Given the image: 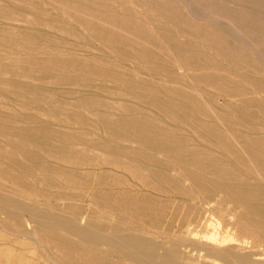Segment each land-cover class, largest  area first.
Wrapping results in <instances>:
<instances>
[{
	"label": "rangeland",
	"instance_id": "374dc122",
	"mask_svg": "<svg viewBox=\"0 0 264 264\" xmlns=\"http://www.w3.org/2000/svg\"><path fill=\"white\" fill-rule=\"evenodd\" d=\"M186 1L0 0V198L171 249L210 215L220 232L264 246V61ZM193 2L244 26L264 12L242 6L234 21L226 3ZM1 239L30 264H51L29 241ZM83 249L128 264L109 247Z\"/></svg>",
	"mask_w": 264,
	"mask_h": 264
},
{
	"label": "bare ground",
	"instance_id": "6f19581e",
	"mask_svg": "<svg viewBox=\"0 0 264 264\" xmlns=\"http://www.w3.org/2000/svg\"><path fill=\"white\" fill-rule=\"evenodd\" d=\"M36 1V0H35ZM191 1V0H190ZM192 0L191 6H189L188 9L191 8L193 14L196 16V18H199L201 21H210L213 24H220L223 25L220 30L222 29L224 31V34H229L230 36H233L238 41H242L246 47L254 53L256 56H259L261 60L264 61V22L262 19V16H264L263 10H261L260 17L255 18L252 15H245V19L242 21L246 22L247 25L244 26V24L239 23L236 24L233 21H228L225 16L221 15H214L213 12H208L199 9V6L196 5L197 3L193 2ZM213 4L211 8H221L225 7L223 3L228 4L229 10L233 12V18L234 21L238 20V17L236 16V13L238 12V9H240L242 6H246L250 10L253 11V9L258 11V8L262 5L264 6V0H245L243 2H240V0H213ZM187 3L189 0L186 1ZM37 3V2H36ZM46 5V3H45ZM56 5V4H55ZM204 7L206 5H203ZM196 8V9H195ZM218 9V8H217ZM261 9V8H260ZM249 10V11H250ZM177 12V11H176ZM179 12V11H178ZM177 12V13H178ZM137 14V13H136ZM193 16V17H194ZM65 19V18H64ZM188 19V18H187ZM66 21V20H64ZM160 21V20H159ZM172 21V20H170ZM7 22V21H6ZM143 22V21H142ZM175 23V22H174ZM144 24V23H143ZM145 25V24H144ZM139 27V26H138ZM250 28L251 30H246V28ZM157 28V25L156 27ZM148 29V27H147ZM158 29V28H157ZM157 31V30H156ZM145 32V31H144ZM147 32V31H146ZM159 32V31H158ZM155 33V32H154ZM146 34V33H145ZM157 35V33H156ZM260 35V37L258 36ZM9 36V35H8ZM58 36V35H57ZM144 36V35H143ZM158 36V35H157ZM156 36V37H157ZM160 36V34H159ZM13 37V36H12ZM155 37V35H154ZM179 37V36H178ZM153 38V37H152ZM183 38V36H182ZM181 38V39H182ZM233 39V38H232ZM153 40V39H152ZM210 41V40H209ZM94 42V41H93ZM157 42V41H156ZM185 43V42H184ZM202 43V42H201ZM158 44V43H157ZM190 45V44H189ZM37 47V46H36ZM194 48V47H193ZM14 50V49H13ZM156 51V50H155ZM158 51V50H157ZM52 53V52H51ZM215 53V52H214ZM213 55V54H212ZM92 56V55H90ZM106 57V56H105ZM222 57V56H221ZM115 60V59H114ZM117 61V60H116ZM152 62V61H151ZM152 64V63H151ZM181 66V64H179ZM152 67V66H151ZM158 68V67H157ZM159 69V68H158ZM175 70V69H174ZM183 70V69H182ZM155 71V70H154ZM153 71V72H154ZM157 71V70H156ZM172 71V70H171ZM152 72V71H151ZM156 74V73H155ZM149 75V74H148ZM152 77V75H151ZM153 78V77H152ZM155 78V77H154ZM158 78V77H157ZM208 79V78H206ZM205 79V80H206ZM201 80V78H200ZM159 82V81H158ZM243 82V81H242ZM241 82V83H242ZM179 84V83H177ZM180 85V84H179ZM183 85V84H182ZM185 85V84H184ZM229 86V85H228ZM2 89V88H1ZM70 91V90H69ZM73 92V91H71ZM75 92V91H74ZM62 93V92H61ZM206 94V93H205ZM64 96V95H63ZM60 97V96H59ZM136 97V96H134ZM233 100V99H232ZM230 102V100H228ZM227 101V102H228ZM164 102V101H163ZM211 102V101H210ZM245 102V101H244ZM247 102V101H246ZM165 103V102H164ZM181 103H183L181 101ZM232 103V102H230ZM235 103V102H234ZM239 103V102H238ZM256 104V103H255ZM244 105V104H243ZM187 106V105H186ZM187 108H189L187 106ZM251 112V111H250ZM256 113H258L256 111ZM1 114V113H0ZM227 117H225L226 119ZM220 124V123H219ZM222 125V124H221ZM220 128V127H219ZM38 130V129H37ZM18 131V130H17ZM261 132V131H260ZM13 134V133H12ZM18 134V133H17ZM16 133L14 135H17ZM37 134H35L36 136ZM207 135V134H206ZM222 135V132H221ZM10 136V135H8ZM26 137V136H25ZM38 137V136H37ZM212 138V137H211ZM215 138V137H214ZM22 140V139H21ZM35 140V139H34ZM56 140V139H55ZM48 141V140H47ZM46 141V142H47ZM236 141V140H235ZM17 142V141H16ZM29 142V141H28ZM33 142V141H32ZM91 142V141H90ZM105 142V141H104ZM30 143V142H29ZM203 143V142H202ZM201 143V144H202ZM12 144V143H11ZM19 144V143H18ZM31 144V143H30ZM33 144V143H32ZM91 145V144H90ZM203 145V144H202ZM46 146V145H45ZM48 146V145H47ZM110 146V145H109ZM15 147V146H14ZM124 148V147H123ZM122 148V149H123ZM21 149V148H20ZM17 150V149H16ZM25 150V149H24ZM165 150V149H163ZM170 150V149H169ZM222 150V149H221ZM18 151V150H17ZM67 152V151H66ZM170 153V152H169ZM76 154V153H75ZM201 154V153H200ZM204 155V154H202ZM41 156V155H40ZM67 156V155H66ZM152 156V155H151ZM185 157V156H184ZM160 159V158H158ZM157 159V160H158ZM147 161V160H146ZM170 161V160H169ZM196 161V160H195ZM78 162V161H77ZM175 162V161H174ZM144 163V162H143ZM153 163V162H152ZM151 163V164H152ZM166 163V162H165ZM85 164V163H84ZM90 164V163H89ZM150 165V163H149ZM161 165V164H157ZM170 165V164H169ZM155 166V165H154ZM33 167V166H32ZM35 167V166H34ZM158 167V166H157ZM164 167V166H163ZM174 167V166H172ZM96 168V167H95ZM149 168V167H148ZM175 168V167H174ZM108 169V167H107ZM106 169V170H107ZM17 170V169H16ZM234 170V169H232ZM237 170V169H236ZM14 171V170H13ZM38 171V170H37ZM111 171V170H110ZM176 171V170H175ZM191 171V170H190ZM12 172V171H11ZM106 172V171H105ZM114 172V171H113ZM239 172V171H238ZM71 173V172H70ZM242 173V172H241ZM75 174V173H74ZM165 174V173H163ZM30 175V174H29ZM52 175V174H51ZM156 175V174H155ZM180 175V173H179ZM182 175V174H181ZM255 176V175H254ZM257 176V175H256ZM253 177V176H252ZM258 177V176H257ZM132 178V176H131ZM190 178V177H189ZM4 179V178H3ZM2 179V180H3ZM200 179V178H199ZM51 180V179H50ZM184 180V179H183ZM185 181V180H184ZM190 181V180H189ZM12 182V181H11ZM10 182V183H11ZM92 183V182H91ZM137 183V182H135ZM165 183V181H164ZM42 184V183H41ZM49 184V183H48ZM183 184V183H182ZM50 185V184H49ZM123 185V184H122ZM158 185V184H155ZM67 186V185H66ZM65 186V187H66ZM43 187V186H42ZM20 188V187H19ZM46 188V187H45ZM88 188V187H86ZM148 188V187H147ZM185 189V187L183 186ZM52 189V188H51ZM115 189V188H113ZM121 189V188H120ZM119 189V190H120ZM140 189V188H139ZM216 189H218L216 187ZM18 190V189H17ZM148 190V189H147ZM19 191V190H18ZM53 191V189H52ZM153 192V191H152ZM193 192V191H191ZM237 192V191H236ZM144 193V191H143ZM202 193V192H201ZM62 194V193H61ZM203 194V193H202ZM125 195V194H123ZM3 196V195H2ZM158 196V195H157ZM168 196V195H167ZM14 197V196H11ZM22 197V196H21ZM76 197V195H75ZM6 198L4 200L10 199V197H1ZM8 198V199H7ZM152 198V197H151ZM264 198V197H263ZM12 199V198H11ZM51 199V198H50ZM155 199V198H153ZM159 199V198H158ZM17 200V199H16ZM15 200V201H16ZM88 200V199H87ZM201 200V199H199ZM262 200V199H261ZM12 201V200H11ZM14 201V198H13ZM14 201V203H15ZM20 201V200H19ZM48 201V200H47ZM86 201V200H84ZM150 201V200H149ZM187 201V200H186ZM242 201V200H241ZM264 201V200H263ZM6 202V201H5ZM4 202V203H5ZM204 202V201H203ZM229 202V201H228ZM9 203V202H7ZM11 203V202H10ZM33 203V202H32ZM46 203V202H45ZM210 203V202H209ZM231 203V202H230ZM251 203V202H250ZM2 204V203H1ZM17 204V203H15ZM54 204V203H53ZM84 204V203H83ZM110 204V203H108ZM11 205V204H10ZM14 205V204H13ZM18 207L21 209V211L26 212H34L36 217H42L45 216L41 209L37 208L36 206H31L26 204L25 202L22 204L20 201L18 203ZM164 205V204H163ZM252 205V204H251ZM101 206V205H100ZM133 206V205H132ZM157 206V205H156ZM176 206V205H175ZM76 207V206H75ZM102 207V206H101ZM172 207V206H171ZM238 207V206H237ZM2 208V207H1ZM0 208V209H1ZM98 208V207H97ZM255 208V207H254ZM257 208V207H256ZM5 209V208H4ZM99 209V208H98ZM197 209V208H196ZM239 209V208H238ZM3 210V209H1ZM6 210V209H5ZM80 210V209H79ZM155 210V209H154ZM224 210V209H223ZM9 211V210H8ZM56 211V210H55ZM101 211V210H100ZM5 212V211H4ZM54 212V209H53ZM51 213L50 216H48V220L50 224L53 227L60 228L61 230L65 231L67 235H72L73 238L78 240L80 243V246H77L75 244L71 245L67 243L60 244L58 246V249L60 251L61 258L59 256L55 255H48V259L51 264H105V260L99 262L98 260L91 259V254H89L86 250L83 249L84 245L92 244L97 245L98 247H109L110 249H113L116 254L124 255V258L126 259V263L128 264H190L188 261L182 258V256L179 253L187 254L186 257L188 258H199L205 260H214L221 264H264V246L256 243L253 239L244 236L242 238V234L238 233H232L227 228L225 232H220L219 225L216 221L213 219L212 216H207L205 221L203 220L201 224L195 226L192 229V233L195 235L194 238H186V239H174L172 240V249L167 247L164 243V240H161L160 238H154L148 235L143 234H136L135 231H129L127 230H118V228L114 227L111 228L110 226H104V227H97L93 228L92 225H86L81 226L79 224V219L76 217H62L59 216L57 213L53 214ZM143 212V211H142ZM15 213V212H14ZM46 213V212H45ZM210 213V212H209ZM109 214V213H108ZM20 215V214H19ZM91 215V214H90ZM122 215V214H121ZM179 215V214H178ZM260 215V214H259ZM258 215V216H259ZM14 216V215H13ZM47 216V215H46ZM45 216V217H46ZM118 216V215H117ZM173 216V215H172ZM251 216V215H250ZM24 217V215H23ZM38 217V218H39ZM91 217V216H90ZM136 217V216H135ZM174 217V216H173ZM12 218V217H10ZM170 218V217H169ZM31 219V218H30ZM92 219V218H91ZM244 219V218H243ZM25 220V219H24ZM36 220V221H35ZM35 222L38 223H45L42 220H37L35 218ZM75 220V221H74ZM174 220V219H173ZM249 220V219H248ZM253 220V219H252ZM33 221V220H31ZM245 221V220H244ZM84 222V221H83ZM254 222V221H253ZM257 222V221H256ZM34 223V222H32ZM87 223V222H86ZM92 223V222H91ZM189 223H191L189 221ZM252 223V222H251ZM234 224V223H233ZM32 225V224H31ZM110 225V224H109ZM262 225V224H261ZM143 226V225H142ZM192 226V225H191ZM260 226V225H259ZM130 227V226H129ZM163 227V226H162ZM186 227V226H185ZM200 228V229H198ZM246 228V227H245ZM141 229V228H140ZM159 229V228H158ZM2 230V229H0ZM173 230V229H172ZM255 230V229H254ZM51 231V230H50ZM183 231V230H182ZM251 231V230H249ZM5 233H8L7 231H4ZM197 232V233H196ZM23 233V232H22ZM21 233V235H22ZM26 233V232H24ZM31 233V232H30ZM27 232V234H30ZM51 233V232H50ZM178 233V232H177ZM176 233V234H177ZM254 233V232H253ZM259 233V232H258ZM257 233V234H258ZM11 234V233H8ZM20 235V234H19ZM33 235V234H31ZM31 235H28L29 237ZM192 235V234H191ZM260 235V233H259ZM12 236H17L12 234ZM22 235V237H25ZM27 236V238H28ZM182 236V235H181ZM19 236H17L18 238ZM21 237V236H20ZM35 237V236H34ZM175 237V236H174ZM191 237V236H189ZM31 238V237H30ZM184 238V237H183ZM1 239V238H0ZM26 238H23V240ZM71 239V238H70ZM170 239V238H169ZM30 240V239H29ZM35 239H33L34 241ZM256 240V239H255ZM49 241V240H48ZM171 241V240H170ZM66 242V239H65ZM50 243V242H49ZM51 244V243H50ZM39 246L40 243H39ZM38 247V246H37ZM41 248V247H39ZM85 248V247H84ZM3 249V248H2ZM51 249V248H50ZM190 249V251H188ZM48 250V249H47ZM99 250V249H98ZM46 251V250H45ZM87 252V253H86ZM44 253V252H43ZM102 253V252H101ZM103 257V256H102ZM116 257V256H115ZM25 258V257H23ZM18 260V258H17ZM25 260V259H24ZM196 260V259H194ZM3 262V261H2ZM197 262V261H196ZM118 263V262H117ZM204 263V262H203Z\"/></svg>",
	"mask_w": 264,
	"mask_h": 264
},
{
	"label": "crops",
	"instance_id": "0c3cea01",
	"mask_svg": "<svg viewBox=\"0 0 264 264\" xmlns=\"http://www.w3.org/2000/svg\"><path fill=\"white\" fill-rule=\"evenodd\" d=\"M4 199H6V198H0V208L2 207L1 209H3V210L0 209V229H2L0 231L3 233V234H0V238H1V236H5V237H9V238L11 237L14 240H18V239L23 240V238H26V239H24L25 241H27V242L29 241L30 243H32L34 245V247L36 249H38V251L40 253L39 254L40 257H44V258H47V259H48L47 254L48 255L50 254L51 256L52 255L59 256L60 258L62 257L60 255L61 253H60V251L58 249V246L60 244L64 245L67 242H68V244H70V246L74 244V243H72L70 238H68L69 235H67V233L65 231L61 230L60 228L53 227L50 224L49 221H45L47 224L40 223L43 227L42 226H38V224L36 222L33 223L34 226L27 227L23 223V221H21V218H22L21 214L23 213L24 214V218L27 220V218L30 219L31 217H35L36 218V216H35L36 213L34 214L35 211L32 212V213H30V212H26L25 213L24 211H21V209L18 207L19 206L18 203L20 201H19V198H17V197L14 198V201L17 199L15 201V203H17V204L14 203L13 198L12 199L11 198L10 199L7 198L8 200H4ZM7 202H9V203H7ZM4 206H5L6 210H4ZM43 212L44 213L45 212L46 213L50 212L48 214V216H50L51 213H52V211H49V210H43ZM10 217H12V218H10ZM29 219H28V221L32 224L33 221H31ZM44 228H45V230H44ZM51 228H54V229L56 228L57 230L64 232L65 235L64 236H60V237H56L58 234L53 232V229H51ZM50 229H51V231H50ZM4 231H7L8 233H11V234L5 233ZM24 232H26V233H24ZM27 232L28 233L31 232V233L27 234ZM21 233H22L23 236H24V234L26 236L22 237ZM12 234L17 235L19 237L17 238V236H12ZM31 234H33V235H31ZM28 235H31L30 236L31 238ZM27 236H28V238H27ZM33 239H35V240L33 241ZM65 239H66V242H65ZM1 240L2 239H0V264H30L29 260H27L26 258H23L25 256H23L21 251L16 252V251H13L10 248L9 249L8 248L2 249L3 248L2 247L3 243L1 242ZM77 242H78V240H77ZM39 243H40L41 246H39ZM7 244L8 243H6L5 245L7 247H9ZM75 245L80 246V244H77V243H75ZM39 247H41L40 248L41 250L39 249ZM17 258H18V260H17ZM24 259H25V261H24Z\"/></svg>",
	"mask_w": 264,
	"mask_h": 264
}]
</instances>
